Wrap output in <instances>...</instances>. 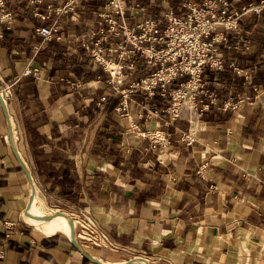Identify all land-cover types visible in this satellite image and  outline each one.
<instances>
[{
  "label": "crops",
  "instance_id": "crops-1",
  "mask_svg": "<svg viewBox=\"0 0 264 264\" xmlns=\"http://www.w3.org/2000/svg\"><path fill=\"white\" fill-rule=\"evenodd\" d=\"M67 1L5 0L12 17L0 22V85L14 84L8 114L0 102V264H264V8L244 10L261 0H229L239 18L237 29L221 27L228 43H216L225 65H204L209 95L197 97L195 116L179 117L160 90L129 92L131 112L118 109L120 91L149 65L135 53L122 82L110 81L91 51L107 0H74L57 15ZM134 1L132 24L186 0ZM51 24L46 39L38 28ZM118 41L102 42L106 56L116 59ZM156 130L167 143L140 135ZM26 170L38 204L80 210L102 244L76 238L78 247L25 221Z\"/></svg>",
  "mask_w": 264,
  "mask_h": 264
},
{
  "label": "built area",
  "instance_id": "built-area-1",
  "mask_svg": "<svg viewBox=\"0 0 264 264\" xmlns=\"http://www.w3.org/2000/svg\"><path fill=\"white\" fill-rule=\"evenodd\" d=\"M5 5V0H0V22L8 23L12 16L10 12L5 11ZM106 5H111L115 9L116 13L120 14L122 19V22H117L116 20H113L109 12H100L101 15H105L107 20L111 22L108 32L116 33L118 31L114 32V30L119 27L121 29L119 32L123 35L124 43L118 45L116 48L118 50V56L116 59L106 56L102 46V38H98L95 41L91 51L94 58L104 67L106 71L109 72L110 81L113 83L122 82L125 75L124 68L133 67V63L130 59L133 58L135 53H140L146 64L154 66L147 76L139 79L138 81H133L129 88L120 91L123 95V99L118 109L121 110L126 109L128 106L129 92L142 89L150 96L156 94L158 92V88L162 92H166V88L170 82L178 75L185 73L189 75L187 82L182 83L181 87L173 88L168 92L172 99L170 105L168 106L169 110L173 113L174 117L177 116L178 102L175 98L182 95L185 88L194 89L201 86L200 89L194 91V93H207V89L204 88L206 82L202 75L204 65L209 64L212 67L217 68H222L224 66V53L218 48L215 42L219 41L228 43L229 38L223 31L215 32L216 26L220 25L227 30H235L238 28L239 15H234L230 12L229 0H212L210 3L204 1L202 5H196L189 2L188 4H185L186 7L189 6V11L186 15L176 16L172 11L168 12L169 24L166 29L165 36L174 35V38H170V41H167L166 44L168 48L165 49L156 45V43L161 42L163 38V35L157 36L155 34V28L158 25L156 20L146 18L139 21L136 26L131 28L128 27L127 23L124 21L126 9L124 1L109 0ZM133 5L134 7L138 6L137 3ZM70 8L73 9L72 5L70 3H65L56 7L55 12L57 15H61ZM263 8L264 0H261L258 4H249L244 7V10L259 14ZM49 10H52V8L49 7ZM190 11L192 12L190 13ZM42 17H47V15H42ZM56 30L57 26L52 24L50 26H41L38 28V31L44 35L46 39L52 36ZM177 31L183 33L182 37L178 41V44L175 45L174 43L175 37H177ZM181 42H185V45H187L186 50L189 53V55L186 56L187 59L183 57L185 49L181 51L180 48H177ZM247 42V40L244 41V43ZM85 46L88 47L87 45ZM194 51L197 52L195 53ZM129 62H131V64ZM158 63H160L159 67ZM32 72L33 68L26 67L24 73L29 74ZM242 73L245 77H247V70L242 71ZM13 84V82H4L0 85V95L6 104L12 94ZM192 106L194 109H197V101H194ZM207 106L208 103H202L199 110L201 111ZM142 134L149 135L154 145L157 143L165 144L168 141V134L158 130L151 133L143 131ZM183 137L190 142L194 139L190 132H183ZM70 215L75 221V236L77 239H81L95 245L102 244L100 233L88 217L83 216L80 213V210L71 212ZM6 226L10 227L11 222H7ZM109 248L117 249V246L112 245L109 246ZM3 255L4 250L0 247V257ZM143 259L142 262L144 263Z\"/></svg>",
  "mask_w": 264,
  "mask_h": 264
},
{
  "label": "rangeland",
  "instance_id": "rangeland-1",
  "mask_svg": "<svg viewBox=\"0 0 264 264\" xmlns=\"http://www.w3.org/2000/svg\"><path fill=\"white\" fill-rule=\"evenodd\" d=\"M122 1H124L125 2V6H126V9H125V16H124V21L127 23V26L128 27H133V26H136L138 23H139V21H141V20H144V19H146V18H151V19H153V20H156L157 22H158V25L162 22V21H165L166 22V25L165 26H161L162 28H163V38H162V40H161V43H162V46L161 47H163V48H165V49H167L168 48V46H167V41H170V38H174L173 36L174 35H172V36H165V32H166V29H167V27H168V24H169V20H168V12L169 11H172L173 12V14L174 15H176V16H183L184 14L186 15V13L189 11V6L188 7H186L185 6V4H188L189 2H191V3H194V4H196V5H202L203 4V2L204 1H207V2H211L212 0H200L199 1V3L197 2L198 0H186L185 2H183L176 10L175 9H173V8H167V9H165L164 11H163V13H161V14H158V17H150V16H143V17H141L140 19H137L133 24L132 23H130L129 22V20H128V18H127V10H129V9H136L137 7H134V5L133 4H136V2L133 0H122ZM166 2H167V0H165ZM74 2V0H68L66 3H70L71 5H72V3ZM107 2H109V0H107ZM106 2V3H107ZM106 3H105V6L103 7V9H101V10H98V12H96L95 13V15H96V17H98V20H99V22H100V24H99V27H98V29L96 30V31H94V33H92L91 34V36H94L95 34H99V36H98V38H102V42H104V41H107V40H109V37L110 36H114L115 37V39L117 38V39H119V43H118V45H120V44H123L124 43V38H123V35L119 32V31H121V29L119 28V27H117V28H115L116 30H114V32H116V31H118V32H116V33H109L108 32V29H109V26L111 25V22L110 21H108L107 20V18H106V16L105 15H101L100 14V12H109L110 13V15H111V17L113 18V20H116L117 22H122V19H121V17H120V14L118 13H116V11H115V9L111 6V5H106ZM71 9V8H70ZM186 11V12H185ZM133 12V11H132ZM192 11H190V13H191ZM134 15V14H133ZM137 15V14H136ZM221 27L222 26H220V25H217L216 26V29H215V32H221ZM179 28V27H178ZM179 30V29H178ZM182 33L183 32H178L177 31V37H175V45H177L178 44V41H179V39L182 37ZM86 42L88 41V40H85ZM219 41H216L215 43H218ZM118 45H117V47H118ZM217 45V44H216ZM177 48H180L181 49V51H183V49H185V52L183 53V57L185 58V59H187V57L186 56H188L189 55V53L187 52V45H185V42H181V43H179V45L177 46ZM117 51V53H118V50H116ZM105 52V51H104ZM195 53L197 52V51H194ZM193 53V52H192ZM117 56H118V54H117ZM117 58V57H116ZM130 64H131V62H129ZM224 65H225V60H224ZM160 66V63H158V67ZM224 67V66H223ZM222 67V68H223ZM154 68V66H151V65H149L148 66V69L151 71L152 69ZM214 68H217V67H214ZM125 69H133V67L132 68H128V67H125L124 68V74H125ZM202 75H203V73H202ZM125 76V75H124ZM178 79H180V80H182L177 86H174L173 85V83H174V81H176V80H178ZM189 79V75L188 74H182V75H178L176 78H174L171 82H170V84L167 86V88H166V93H168L170 90H172L173 88H177V87H181L182 86V83H186L187 82V80ZM119 84V83H118ZM205 86H206V83H205V85H204V88H205ZM200 87L201 86H198L197 88H194V89H191V88H185V90H184V92H183V94L182 95H180L178 98L176 97L175 99H176V101L178 102V113H177V116H175V117H179V116H181V115H183V114H185L186 113V116H195V109H194V107L192 106V104H193V102L194 101H196L197 99V96H200V95H209V93L207 92V93H204V92H197V93H194V91H197L198 89H200ZM158 90H160L159 88H158ZM161 91V90H160ZM153 96V95H152ZM129 97H131V96H129ZM130 102H133V103H136L137 101L136 100H133L132 99V97H131V99L129 98L128 99V106L126 107V109H124V111H128L129 113L131 112V108H132V105L130 106ZM192 107H193V109H192ZM172 113V112H171ZM172 115H173V113H172ZM174 116V115H173ZM138 130V129H137ZM145 132H147V131H145ZM143 132H140V135L141 136H146V137H149V135H143L142 134ZM148 133V132H147ZM37 192H39V190L37 191ZM39 199V198H38ZM39 206L41 207V209H42V211L44 212V214H47L46 212H49V213H51V212H54V211H56L55 209H57V210H62V211H64V212H66V213H68V211H69V209H67L66 207H60V206H56V205H50V206H48V205H40V203H39ZM28 226H30L29 224H27ZM30 228H34L33 226H30ZM60 233H62V232H60Z\"/></svg>",
  "mask_w": 264,
  "mask_h": 264
},
{
  "label": "bare ground",
  "instance_id": "bare-ground-1",
  "mask_svg": "<svg viewBox=\"0 0 264 264\" xmlns=\"http://www.w3.org/2000/svg\"><path fill=\"white\" fill-rule=\"evenodd\" d=\"M30 189H32L33 196L28 206H26V209L21 213L23 219L31 224L40 226L44 233H55L59 231L70 236L73 228L72 225H74L75 229V222L72 216L57 209L49 214H44L37 202L35 188L30 186ZM139 259L142 261V258Z\"/></svg>",
  "mask_w": 264,
  "mask_h": 264
},
{
  "label": "water",
  "instance_id": "water-1",
  "mask_svg": "<svg viewBox=\"0 0 264 264\" xmlns=\"http://www.w3.org/2000/svg\"><path fill=\"white\" fill-rule=\"evenodd\" d=\"M0 102H1V104H2V106H3V108H4V110H5L6 113L8 114L7 104H6V102L4 101V99L2 98L1 95H0ZM9 141L12 143V145H14V144H13V140H12V136H11V132H10V134H9ZM26 173H27V177H28V179H29V181H30L31 186L33 187L32 177H31L29 171L26 170ZM32 196H33V192H32V189H30V195H29V199H28V202H27V205H26V206H28V204H29L30 201L32 200ZM72 227H73V228H72L71 235L68 236V237L71 239V241H72L75 245H77V246L79 247L78 241L76 240V237H75V229H74V225H72ZM143 260H144V263H147V260H146V259H143Z\"/></svg>",
  "mask_w": 264,
  "mask_h": 264
},
{
  "label": "trees",
  "instance_id": "trees-1",
  "mask_svg": "<svg viewBox=\"0 0 264 264\" xmlns=\"http://www.w3.org/2000/svg\"><path fill=\"white\" fill-rule=\"evenodd\" d=\"M206 88V87H205ZM156 94H154V96H155ZM202 96V95H201ZM198 97V96H197ZM197 99V98H196ZM197 101V100H196ZM117 102H119L118 101V99L116 98V99H114V103L116 104Z\"/></svg>",
  "mask_w": 264,
  "mask_h": 264
}]
</instances>
